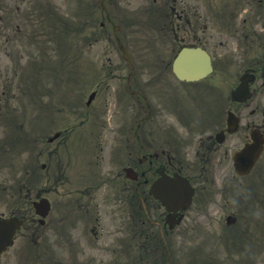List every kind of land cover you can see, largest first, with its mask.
I'll return each instance as SVG.
<instances>
[{
	"label": "rangeland",
	"instance_id": "374dc122",
	"mask_svg": "<svg viewBox=\"0 0 264 264\" xmlns=\"http://www.w3.org/2000/svg\"><path fill=\"white\" fill-rule=\"evenodd\" d=\"M59 3H61V2H59ZM133 46H134L135 51H136L137 54H139V53H143L144 50H145V48H147V47H146L147 44H145V43H142L141 45H136V44H135V45H133ZM138 46H140V47H138ZM144 46H145V47H144ZM142 47H143V48H142ZM106 51H107V56H111L112 53H115V51H114L113 49L110 50V48H106ZM140 57H142V58H138V57H136V60H137V68H138V69H142V66H141L142 60L145 59V58H147V57H143V55L140 56ZM143 71H144V72H139V73L142 74V75H141V78H142V77L147 78L146 70H143ZM115 82H116V81H115ZM114 185H115V187H118V186L120 185V182H117V183H115ZM222 212H223V211H220V210L217 211V213H218L219 215H221ZM222 218H223V216H221V220H222ZM221 220H219V222H217V224L219 225V226H217V228H221V232H220L219 234H217V235L211 236L212 238L215 239V241L213 242V244H215L216 241H223V240H224V238H223V237H224V234L222 233L223 226H222V224H221ZM200 223L203 224L204 222H200ZM190 230H195V228H194V227H190ZM199 242H201V237L199 238ZM209 244H212V243H209ZM185 246H187L186 241H185ZM263 263H264V259H263Z\"/></svg>",
	"mask_w": 264,
	"mask_h": 264
}]
</instances>
